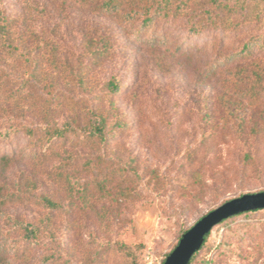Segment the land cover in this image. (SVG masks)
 I'll return each instance as SVG.
<instances>
[{
  "label": "rangeland",
  "instance_id": "374dc122",
  "mask_svg": "<svg viewBox=\"0 0 264 264\" xmlns=\"http://www.w3.org/2000/svg\"><path fill=\"white\" fill-rule=\"evenodd\" d=\"M3 1L18 15V29L24 20L37 31L30 38L33 46L40 45L36 56L43 83L97 102L106 96L104 84L113 76L123 81L111 101L127 127L107 144H57L40 160L24 155L31 144L22 132L0 136V231L11 229L14 219L39 221L50 214L52 221L46 222L55 234H45L44 241L53 236L65 245L58 264H163L184 231L209 210L264 191V50L252 60L221 66L215 76L206 73L209 59L264 36V0H195L194 8L214 1L237 4L235 11L221 10L224 17L231 14L232 22L242 20L245 3L250 21L220 28L215 47L217 29L190 34L187 14L179 15L170 27L173 48L140 44L118 17L77 0H38L47 10L40 15L25 9L22 0ZM108 43L113 45L109 54L92 65L90 52ZM207 43L205 51L190 55L174 51L178 45L201 48ZM77 67L86 71L82 87L69 81L71 69L76 80ZM110 103L108 96L102 102L105 107ZM74 111L65 106L47 113L26 109L12 117L15 124L63 122ZM7 124L0 119V127ZM193 148L200 154V176L228 174L223 194L194 200L184 195L183 182L193 184V193L203 186L191 178ZM67 152L78 154L72 165L65 164ZM130 190L134 194L127 198ZM43 196L57 206L43 205ZM121 243L130 254L119 248ZM44 249V244L31 245L13 264H33ZM191 264H264V209L214 226Z\"/></svg>",
  "mask_w": 264,
  "mask_h": 264
},
{
  "label": "trees",
  "instance_id": "16d2710c",
  "mask_svg": "<svg viewBox=\"0 0 264 264\" xmlns=\"http://www.w3.org/2000/svg\"><path fill=\"white\" fill-rule=\"evenodd\" d=\"M22 1L24 8L28 9L31 13L40 15L47 12L44 6L45 3L43 2L41 4L38 0ZM77 1L82 5L94 7L95 11H98L104 16L118 17V21L130 30V35L135 38V41L150 47L161 46L173 48L176 45V41L170 35V27L179 15L187 14L184 23L186 31L190 34L197 35L205 32L207 29H217L215 30V38L213 37L212 40V44L215 47H218L216 37L220 28H229L230 26L235 28L237 25H244L250 21L248 15L250 10L245 3L241 4L243 8L247 9V12H243L242 20L240 22H232L231 14L228 17H224L221 14V10L225 7H230L231 11H235L237 7L235 3L229 6L228 4L223 5L219 1H214L209 7L199 6L194 8L195 0ZM188 7H191V10L187 13ZM17 20L18 15L10 12L4 1L0 0V110L2 111L0 113V119L6 120L8 123L0 127V136L10 138L13 134L22 132L29 138L31 144V149L24 155L31 156L34 160H40L41 156H45L47 152L52 151V148L57 144H107L112 136L116 137L117 133L124 130L127 127L124 115L117 110L111 101V96L118 94L123 89V81L119 77L113 76L104 84L106 86L105 97L108 96V101L111 102L109 107H105L102 104L105 97L96 102V97L90 99L84 97V95L74 96L65 93L58 89L53 82L47 80L48 78L46 81L49 82L47 84L46 82L43 83L39 77L40 64L36 56L39 54L40 45L34 43L35 46H33L31 40L32 37L36 38L37 31L24 24V20L21 23V29H18ZM112 47L113 45H109L108 43L92 50L90 52L92 62L90 63L93 65L99 57L109 54ZM207 47L208 43L201 48L178 45L175 46L174 51L179 52V55L184 53L190 55L199 49L205 51ZM260 50H264V36H254L244 42L235 51L221 53L215 59H209L206 62L208 63L206 73L210 76H215L218 74L221 66L242 59L252 60ZM77 69L76 80L75 71L71 69L70 74H68V77L70 76L69 81L73 85L82 87L87 80L86 71L83 69L79 70V67ZM47 85L48 87H46ZM63 106L77 110L74 111L77 113L74 116H69L63 122L45 120L34 124H15V120L12 117L13 112L16 111L22 112L26 109L34 111L35 109L47 113L52 108ZM112 118L114 119L111 122ZM189 154L191 157V165H193L191 167L194 168L191 178H194L193 181L195 183H203V186L199 191L193 193L190 191L193 184L186 185L183 182L185 189L184 195L189 196V198L191 196L190 199L194 200L206 196L211 192L219 195L223 194L222 191H226L228 188V174H221V179L216 178V175H213L211 171L208 172L209 174L206 177L200 176V164L196 165L199 163L200 154L196 148H193ZM2 158L7 162L11 161L10 155H4ZM77 159L78 154L67 152L65 164L72 165ZM211 179L213 180V185L209 187L208 182ZM125 193L127 194V198L132 197L134 194L132 190ZM39 199L46 207L57 206V203L49 196H43ZM262 209L264 208L242 212L228 219ZM51 218L52 215L49 214L46 218L39 221L14 219L11 229L8 231H0V264H13L15 261L24 258L29 246L35 244H44L45 249L34 258L33 264H58L63 255H66L65 245L58 237L53 236L47 242L44 241L45 234H55V231L53 232L51 228L52 224L46 222L47 219L50 223L52 221ZM186 231L188 229L184 233ZM211 231L205 236L202 247L206 243ZM15 233L17 236H15ZM121 247L127 253H131L126 250L125 244L121 243L119 248ZM198 252L193 255L188 264L192 263ZM85 264L93 263L88 261Z\"/></svg>",
  "mask_w": 264,
  "mask_h": 264
},
{
  "label": "water",
  "instance_id": "95a60500",
  "mask_svg": "<svg viewBox=\"0 0 264 264\" xmlns=\"http://www.w3.org/2000/svg\"><path fill=\"white\" fill-rule=\"evenodd\" d=\"M264 208V191L232 198L202 216L186 231L164 264H188L202 248L205 236L223 220L239 213Z\"/></svg>",
  "mask_w": 264,
  "mask_h": 264
}]
</instances>
